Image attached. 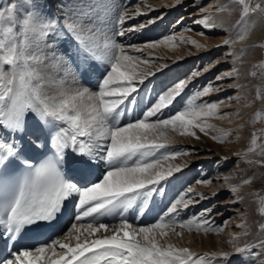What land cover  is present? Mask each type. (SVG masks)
I'll list each match as a JSON object with an SVG mask.
<instances>
[{"label": "snow or ice", "instance_id": "6c2138e0", "mask_svg": "<svg viewBox=\"0 0 264 264\" xmlns=\"http://www.w3.org/2000/svg\"><path fill=\"white\" fill-rule=\"evenodd\" d=\"M23 7L22 16L17 4L9 3L0 10V241L6 250L0 255V264H225L227 252L197 255L188 247L168 242L171 236L182 239L185 232L223 231L210 226L209 209L187 221L177 219L190 205L207 199L192 187L155 222L134 224L126 216L137 205L143 214L154 193L163 192L162 182L181 171V165L161 167L162 161L189 155L184 150L161 152L171 143L169 133L199 139L197 130L207 136L215 128L209 120L226 118L219 114V102L201 100L223 85H206L187 97L180 109L161 118L190 82V78L178 80L158 94L140 117L122 123L121 118L131 110L127 105L135 104L133 94L155 74L147 70L153 58L145 57L142 49L175 48V36L132 45V50L141 53L132 55L116 37L155 21L125 27L133 14L107 0L61 4L57 16L44 13L39 0H24ZM141 7L152 10L148 5L138 6L135 16L142 14ZM214 7L215 15L196 23L209 30L224 27L238 12L233 31L223 40L228 47L248 40L258 22L264 21V0H218ZM179 43L204 48L194 40ZM257 47L264 49V44ZM245 53L244 49L228 53L234 56L233 67L215 79L238 77L236 61ZM253 67L264 76V61ZM209 70L205 66L192 77ZM250 74L255 77L257 71ZM243 86L239 82L229 85L237 90ZM239 98L238 92L237 102ZM261 98L257 89L256 99ZM260 117L258 112L253 123ZM29 123L40 131L48 130L54 150L39 164H33L27 155L31 146L16 139ZM230 134L211 135V139L223 144ZM258 139L253 132L247 149L236 155L249 165L264 167V159L249 158L251 154L264 157V144L257 143ZM66 163L74 176L66 174ZM229 179L225 177V182ZM253 179L255 176L229 186L234 203L244 199L239 190ZM197 183L210 185L212 181ZM257 204L258 215L264 217V198ZM73 209L75 223L52 238L61 217ZM106 217H118V223L106 222ZM237 227L240 233L228 241L234 252L250 256L252 249H260L257 255L264 256V223H258L260 235L242 246L241 238L250 235L244 213Z\"/></svg>", "mask_w": 264, "mask_h": 264}, {"label": "rangeland", "instance_id": "374dc122", "mask_svg": "<svg viewBox=\"0 0 264 264\" xmlns=\"http://www.w3.org/2000/svg\"><path fill=\"white\" fill-rule=\"evenodd\" d=\"M44 2L46 0H39L44 13L49 16L60 14L59 0H55V2L53 0L54 3L47 6H44ZM217 2L218 0H181L180 3H177L176 0H107V3H114L121 10L127 8L129 13L133 14V19L127 21L125 27H132L148 20L155 21L142 30L128 33L124 37H116L117 42L124 45L130 54L141 55V53L130 48L132 45L141 46L150 41L164 40L166 37L175 36L177 43L175 48L160 45L154 49H142V54L145 57L153 58L152 64L148 66L147 70L155 74L147 77L144 84L139 86L138 93L133 94L135 104L127 105L126 102L127 107L131 110L126 111L121 122L126 123L140 117L142 112L155 102L158 94L166 91L178 80L190 78L183 95L177 98V101L169 109L164 110L161 118H166L180 109L187 97L206 85H223L221 90L212 91L209 95L201 98L202 101L219 102V114H226L225 119L209 120V123L215 126L214 129L209 130V135L206 136L197 130V135L200 138L195 139L169 133L172 137L171 143L167 149H162L161 152L184 150L189 155L162 161L171 162L169 164L173 166L181 165L182 168L180 172H175L173 176L162 182L163 192L154 193L147 209L162 210L164 207H168L187 188L192 187L196 193H202L207 199H201L198 203L190 205L186 210L180 212L177 219L187 221L193 217H198L205 209H209L207 218L211 222L210 226L223 229V231L219 234L214 232L197 234L195 231L189 234L185 232L186 240L195 242L199 247L212 244L215 252L229 253V259L225 261V264H264V256L257 255L260 249H252L253 255L249 256L235 253L234 249L228 245L230 240L228 237L241 230L237 227L241 223V213L245 214L250 229V235L241 238L242 245L245 241L255 240L260 235L258 223H264V217L258 215L257 204L259 199L264 198V167L249 165L236 155V153H242L247 149L253 132L257 133L259 137L257 143L264 144V98L256 99L257 89L261 90L262 97H264V76H261L259 70L253 67L264 61V49L257 47V45L264 44V21H260L259 26L254 29L257 40L237 43L232 47L225 46L223 40L228 38L229 33L233 31V25L239 19L238 12L227 20L225 34L220 33L222 27L209 30L203 24L196 23L197 20L212 14L211 11L215 9L214 5ZM9 3L19 6L18 14L20 15L22 12L20 16L25 13L21 9V0H0V10ZM56 4L58 7L53 10ZM61 4L67 3L61 2ZM179 4H181L180 11L175 14L170 11ZM142 5H148L152 10L141 7L142 14L135 16L136 8ZM165 11H170V14L162 17ZM190 14L195 17L187 22L182 20V25L179 23L174 26L178 23V18ZM114 16L115 13L112 14V18ZM223 18L226 19V15ZM217 22L219 23V19ZM180 26L184 27L180 28ZM181 40H194L203 45L204 48L197 50L190 43H179ZM206 48H208V52L201 54L204 50L206 52ZM241 49L246 50V53L239 61H236L239 76L217 81L215 79L217 76L231 71L233 67L234 56L228 55V53H238ZM205 66H209L210 70L201 71L199 76L192 77L193 72L199 71ZM141 67L144 66L141 65ZM254 70L257 71L255 77L250 74ZM234 82H239L244 86L239 90L229 87ZM238 92L239 102L236 100ZM230 97L232 99H229ZM258 112L261 113V117L253 123ZM237 113L239 116L236 115ZM222 133H231L225 143L220 144L211 139V135H221ZM249 158L263 159L255 154H251ZM253 176H255L253 182L250 185H244L239 190L238 195L244 199L234 203V197L229 186L240 185L244 179ZM225 177L230 178L227 183ZM201 180H210L212 183L210 185L198 184L197 181ZM138 206L131 209L135 212L131 218L127 216L128 220L134 224H136L135 219L138 217ZM143 221L137 222V224L152 223L155 219L147 218L145 222ZM233 256H237V258H233Z\"/></svg>", "mask_w": 264, "mask_h": 264}, {"label": "bare ground", "instance_id": "6f19581e", "mask_svg": "<svg viewBox=\"0 0 264 264\" xmlns=\"http://www.w3.org/2000/svg\"><path fill=\"white\" fill-rule=\"evenodd\" d=\"M52 1L53 0H46V2H44V6H47L48 4H51V3H54L55 2V0H54V2H52ZM59 2H60L59 4L61 5V2H65V3L72 2V3H75L77 1H73V0H59ZM20 4H21L22 11H25V8L23 7L24 0H21V3ZM57 4L53 7V10L58 7ZM180 10H181V4H179L177 7L173 8V9H171L170 11L175 14L176 12H178ZM170 11H165V13H163L164 15L162 17L169 15L170 14ZM211 12H212V15H214V13L216 14V10L215 9L212 10ZM54 13H55V11L53 12V14ZM21 14H22V12H20V15ZM52 16H54V15H52ZM55 16H57V15H55ZM194 17L195 16L193 14L183 15L180 18H178V21H177L178 23L174 24V26H177V24H179V23H181V25H182L183 22H187L189 19L194 18ZM182 20H184V21L182 22ZM259 24H260V21L258 22L257 27L259 26ZM183 27L184 26H180V28H183ZM220 31H221L220 32L221 34H225L226 31H227V28L224 26V27L221 28ZM255 40H257V38H256V31L255 32L253 31L252 34L250 35L249 39L246 40V41H244V42H251V41H255ZM207 46H209V45H207ZM207 49L208 48H206V52L204 50V52L202 51V53L201 52H198V53H201V54L207 53L208 52ZM165 58H167V57H165ZM171 71H173L172 68H171ZM93 84H95V81H93ZM126 116H128V115H126ZM16 139L18 141L22 142L26 147L27 146H31V150H29L28 153H27V155L29 157H31L32 155L40 152V150H42L45 146H51L50 141L48 140V130L45 129L44 131H40L39 129H37L31 123L28 124V126L26 127L25 132L22 135L19 134V133L16 134ZM38 144L39 145H43V147H37ZM70 155L71 154L69 152V154H68V156H66V158L70 157ZM262 158L264 159V157H262ZM169 163H171V162H169ZM169 163H167V162H161V167H165L166 168V167H168L170 165ZM66 166H67V170L68 171L73 172L71 170V165L70 164H67L66 163ZM163 190H164V188H163ZM170 191H172V188H170ZM134 214H135L134 210L131 211V209H130V212L129 213H126V216H128V217L130 216V218H131ZM163 214H164L163 211L162 212H159L158 209H156V208H155V210H151V211L145 210V212L143 214H140L139 211H138V215H137L138 217H136L137 220L135 219V221H136V224H137V222H142L143 220H144L143 222H145V220L147 218H152L153 220L154 219L156 220L160 215H163ZM106 219H107L106 222L112 223V220H114L115 218L106 217ZM113 223H118V219H117V222H113ZM67 231H65L64 233H66ZM240 231L234 232L231 236L228 237V239H231V237L233 235H236V234L240 233ZM241 240H240L239 243L242 246V241ZM168 242L169 243H172L174 245H177L179 247H188V248H190V250H192L193 252H195L197 255L211 254V253H214L215 252L214 249H213L212 244H209L206 247H201V246L199 247V246H197V244L195 242H193L191 240H186L185 235H183V238L182 239H179V238H177L175 236H171L170 238H168ZM231 249H233V248H231ZM233 258H237V256L236 257L233 256Z\"/></svg>", "mask_w": 264, "mask_h": 264}]
</instances>
